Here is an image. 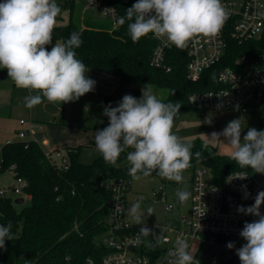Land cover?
Masks as SVG:
<instances>
[{
    "label": "clouds",
    "instance_id": "1",
    "mask_svg": "<svg viewBox=\"0 0 264 264\" xmlns=\"http://www.w3.org/2000/svg\"><path fill=\"white\" fill-rule=\"evenodd\" d=\"M60 13L56 0L0 2V69L7 70L8 77L17 88L36 93L24 97L27 108L40 105L44 100L53 105L75 102L94 91L96 81L86 75L85 64L77 59L75 49L83 43L79 32H72L63 43H54L50 51L46 48L53 42L52 33ZM227 18L228 13L221 0H137L126 9L124 16L117 17L116 22L119 25L128 22V32L134 43L152 33L158 38L165 37L176 48L184 49L196 36L218 35ZM180 108L179 101L163 102L147 87L142 89L139 99L125 94L118 106L109 104L104 107L103 115L108 117L109 123L96 131L97 151L106 163L118 166L121 153L132 149L127 152L126 159L130 164L128 175L133 180L141 178L138 173L148 177L157 171L162 178L182 183L183 172L190 167L193 144L182 141L172 131ZM204 123L211 125V118H206ZM242 124L240 118L233 119L222 131L212 132L209 138L216 141L223 137L230 148L231 160L241 168L264 174V130L248 128L241 139ZM194 155L199 159L202 154L197 151ZM191 195L187 187L176 192L180 203L187 202ZM247 195L245 193V198ZM143 199L140 196L128 210V215L137 225H145V212L140 204ZM262 204L264 191H259L251 206L238 207L240 213L258 218L246 221L239 233L246 241L236 249L241 264H264ZM153 213V208H147V216ZM11 229V221L0 225V249L5 248L6 240H12ZM151 232L147 226L141 227L136 241L141 242V237H148ZM227 247L232 249L234 243L229 242ZM168 256V264H200L185 239L177 238ZM88 264H92L90 259Z\"/></svg>",
    "mask_w": 264,
    "mask_h": 264
},
{
    "label": "trees",
    "instance_id": "2",
    "mask_svg": "<svg viewBox=\"0 0 264 264\" xmlns=\"http://www.w3.org/2000/svg\"><path fill=\"white\" fill-rule=\"evenodd\" d=\"M136 2L114 1L120 16H124L126 9ZM56 3L61 13L56 18L53 42L46 46L47 50L50 51L54 43L65 42L72 32H79L83 43L75 49L77 59L85 64L86 69L118 78L119 88L137 99L145 87L167 90L168 96L163 102L179 101L180 112L192 110L189 96L196 91L218 87V72L233 58L229 55L220 65L206 70L200 81L189 82L186 80L188 57L185 48L169 51L171 72L156 69L150 65L155 47L152 33L134 43L127 21L124 25L118 24L116 29L107 28L90 17L77 19L76 0H56ZM65 13H68L67 17ZM234 50L232 48L229 52ZM104 100L106 106L111 104L113 107L121 101L112 95H105ZM258 130H264L261 124ZM192 144L190 167L206 164L211 169L214 183L222 184L226 175L235 170L253 171L239 167L235 161L218 155L200 142ZM65 151L70 160L67 171L51 165L35 143L26 147L25 142L15 141L2 147L0 159L3 170L0 174L10 166L14 167L12 173L15 178L27 181L25 191L31 199L28 206L19 209L12 198L0 197V225L11 221L13 236L12 240L5 241V248L0 249V264H87L88 259L102 264L103 257L110 252L111 249L102 241L110 232L107 202L111 192L101 188L100 183L108 179H123L131 185L126 154L132 149L121 153L118 166L106 163L101 154L89 164L81 162V146L67 147ZM197 151L202 154L199 159L194 155ZM151 176L159 175L153 171ZM210 264L236 263L221 257Z\"/></svg>",
    "mask_w": 264,
    "mask_h": 264
},
{
    "label": "built area",
    "instance_id": "3",
    "mask_svg": "<svg viewBox=\"0 0 264 264\" xmlns=\"http://www.w3.org/2000/svg\"><path fill=\"white\" fill-rule=\"evenodd\" d=\"M114 1L82 0L83 12H97L108 18L111 28L116 29L120 11ZM221 4L228 13V18L218 35L196 36L185 47L188 57L186 80L198 82L206 70L220 65L229 55L233 58L229 65L218 72V87L193 92L188 98L189 106L192 110L203 113L239 112L247 121L264 120V0H221ZM153 39L155 47L150 65L171 72L168 53L176 47L165 37L158 38L153 34ZM232 48L235 50L229 52ZM4 76H8L7 72ZM209 93L212 95L209 96ZM217 105L222 107L218 108ZM20 123L25 125L26 122L21 120ZM30 130L33 135L31 138L28 137ZM36 133L31 127L29 130L19 131L18 135L26 147L30 143L37 144L51 165H58L64 171L69 170L70 160L65 149H44L41 139L35 136ZM41 138L45 139V135L42 134ZM11 143L13 142L7 141L6 144ZM13 168L10 166L6 171L12 172ZM2 170L0 159V171ZM243 175L248 176L240 178ZM15 180L16 185L11 190L30 201L31 195L25 191L27 181L20 177ZM191 182L192 208L189 216H181L177 212L178 218L173 217L165 225H143L152 232L148 237H141V242L138 243L136 237L143 226L131 225L125 219L129 182L123 179L102 181L100 187L111 192V198L107 202L110 209L107 218L110 232L105 234V240L102 241L111 250L103 257L102 264H168V252L175 247L177 238L187 240L189 250L197 260L203 255L219 253L221 257L241 264L236 249L246 242L235 244L234 240L240 236L246 221L252 222L258 218L240 213L238 207L251 206L257 193L264 191V174L235 170L226 175L222 184H217L213 182V174L206 168L194 167ZM245 193L249 194L247 198ZM158 194L160 193H156L155 198L161 195ZM0 197H6L4 190H0ZM165 211L170 213L173 210L166 206ZM260 211L264 214V204ZM201 214L203 215L200 216ZM229 242L234 243L232 249L227 247Z\"/></svg>",
    "mask_w": 264,
    "mask_h": 264
},
{
    "label": "rangeland",
    "instance_id": "4",
    "mask_svg": "<svg viewBox=\"0 0 264 264\" xmlns=\"http://www.w3.org/2000/svg\"><path fill=\"white\" fill-rule=\"evenodd\" d=\"M83 10L82 0H76L75 17L77 19L81 18L83 20L84 17H90L101 26L112 27L108 18L92 10H86L85 12ZM67 15L68 13H65V17ZM3 70L7 72L6 69H0V75ZM98 75L103 74L90 75V78L96 81L94 91L85 94L75 102L50 104L58 110L57 113H50L46 110V105H49L47 100L33 108H27L24 104V97L36 93L29 89L17 88L8 76L4 79L0 77V148L4 146L7 140L12 142L20 140L18 130L21 128V120H24L26 122L24 129L29 130L33 127L34 131L37 132L35 136L41 139V145L44 149L51 147L63 149L66 144H75L82 147L81 162L91 163L100 155L95 145L96 131L107 127L109 123L108 117L103 115L104 107H106L104 96L115 95L120 92V88L115 83L105 81L103 76ZM150 90L160 100H164L168 96L167 90ZM206 118H211V125L204 123ZM237 118H240L243 122L241 139L248 128L255 127L258 130L261 124L264 129V120L261 122L247 121L239 112L203 113L188 109L180 112L175 117L172 131L184 142H200L204 146L207 145L206 147L209 150L216 151L218 155L231 159L230 148L223 141L224 138L221 137V140L213 141L209 137L212 132L222 131L229 121ZM40 125L44 127L42 129L43 133L37 129V126ZM31 133L30 130L29 138L33 136ZM42 134L45 135V139L41 138ZM196 167L206 168L211 173L210 167L206 164L199 163ZM193 169L194 167H189L183 172L184 180L182 183L170 181L160 176L143 177L141 175L139 180L131 179L125 208L126 221L134 226H143L137 225L128 215L129 208L140 196L144 197L140 204L141 210L145 212V225H165L173 217L178 218L177 212L181 216L188 217L192 208V195L187 202L180 203L176 197V192L178 189L187 187V190L192 193L191 174ZM14 185H16V180L11 171L0 174V190H4L5 196L11 197L15 202L17 198H22L23 195L14 194L11 190ZM156 193L161 195L155 198ZM29 204L30 201L25 199L23 204H16V206L20 209ZM166 206H170L173 211L166 213ZM149 207L154 209L151 216L146 215V210ZM174 214L175 216H173ZM241 242H246L241 236L234 240L235 244ZM220 258L219 253H214L200 256L199 260L203 264H210Z\"/></svg>",
    "mask_w": 264,
    "mask_h": 264
},
{
    "label": "crops",
    "instance_id": "5",
    "mask_svg": "<svg viewBox=\"0 0 264 264\" xmlns=\"http://www.w3.org/2000/svg\"><path fill=\"white\" fill-rule=\"evenodd\" d=\"M87 70H89V72L87 71ZM4 73H5V71L3 70L2 71V73H1V75H0V77H2V79H4L6 76H4ZM96 73H101V72H98V71H95V70H90V69H86V75L90 78V75L92 74V75H94V74H96ZM103 75H98V76H103V78H104V80L105 81H110V82H113V83H115V85L116 86H118V84H119V79L118 78H116V77H114V76H110V75H107V74H104V73H102ZM112 78H114V79H112ZM119 87V86H118ZM142 89H144V88H142ZM112 94V93H111ZM113 96H115L116 97V99L117 100H121L122 99V97L125 95V92L123 91V90H121L120 89V92H117L115 95L114 94H112ZM20 126H21V128L18 130V132L19 131H21V130H25L24 128L26 127V123H25V125H21V123H20ZM38 128L37 129H39V131H40V129H44V127L43 126H37ZM38 131V130H37ZM41 133H43V130L41 131ZM44 135V134H43ZM7 141H9V140H7ZM7 141L5 142V144L4 145H6V143H7ZM18 141H20V140H18ZM3 147V146H2ZM67 147H76V145L75 144H66L65 145V147L63 148V149H65V148H67ZM1 149L2 148H0V152H1ZM14 175V174H13ZM14 178H15V176H14ZM12 189V188H11ZM11 198V197H10ZM17 199H20V198H17ZM167 223H168V221H167ZM166 223V224H167Z\"/></svg>",
    "mask_w": 264,
    "mask_h": 264
},
{
    "label": "water",
    "instance_id": "6",
    "mask_svg": "<svg viewBox=\"0 0 264 264\" xmlns=\"http://www.w3.org/2000/svg\"><path fill=\"white\" fill-rule=\"evenodd\" d=\"M46 110L48 112H50V113H57L58 112V110L55 109V107L52 106V105H50V104L49 105H46ZM23 203H24V199L23 198L17 199L15 201V204H18V205L23 204Z\"/></svg>",
    "mask_w": 264,
    "mask_h": 264
}]
</instances>
